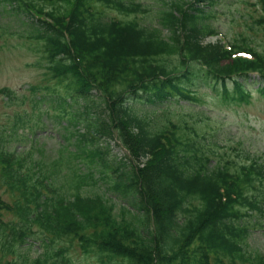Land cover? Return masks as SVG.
<instances>
[{"label":"trees","instance_id":"trees-1","mask_svg":"<svg viewBox=\"0 0 264 264\" xmlns=\"http://www.w3.org/2000/svg\"><path fill=\"white\" fill-rule=\"evenodd\" d=\"M15 1L18 14L47 16L48 22L40 18L32 25L30 37L51 78L58 84L67 76L74 80L68 122L87 129L75 131L76 146L100 176L73 173V193L66 195L46 177L25 172L23 179L14 169L10 187L18 193L8 205L0 202V214L15 216L0 219V249L10 254L30 239L44 251L30 259L19 250L6 264H65L64 252L74 241L82 253L96 256L97 264H264V256L247 249L246 242L250 227L264 223L261 155L235 147L233 155L204 150L198 136L190 139L168 119L162 123L165 111L146 114L127 103L140 92L151 103L194 100L183 83L194 76L222 86L225 97L248 98V73H257L264 83V0L245 1L256 6L247 13V24L262 36L261 50L248 36L236 38L229 48L203 41L216 32L206 22L215 0H170L159 11L158 26L135 19L149 9L134 0ZM111 10L119 17L109 16ZM237 51L251 58L232 56ZM259 90L264 93V86ZM100 107L106 113L103 130L90 119V111ZM90 130L116 137L129 151V168L111 176L107 150ZM23 160L13 163L16 169ZM95 178H107L106 190L130 197L132 209L121 205L116 211L104 193L82 195L81 187ZM24 182L27 187L17 189Z\"/></svg>","mask_w":264,"mask_h":264},{"label":"rangeland","instance_id":"rangeland-1","mask_svg":"<svg viewBox=\"0 0 264 264\" xmlns=\"http://www.w3.org/2000/svg\"><path fill=\"white\" fill-rule=\"evenodd\" d=\"M137 1L149 9L145 14L137 17L138 21L143 25L154 26L159 24V11L165 8V3L170 0ZM245 1L254 2V0H215V4L210 9L211 15L206 22L216 33L208 35L204 41L215 42L221 38L226 42L228 40L233 42L238 37L248 36L252 44L261 50L262 36L253 32L247 24L249 23L247 13L256 9V6ZM9 9V5H5L0 0V88L8 87L14 92L11 99L0 95V136H3L2 141L8 142L7 146L5 145L6 150L25 156L26 169L27 166L32 165L29 161L31 157V160L38 164L31 169L40 172L41 176H47L49 179L47 181L58 188L65 189L70 186L69 179L65 177L77 167V160H79L77 170L90 171L94 177H99L100 173L96 170L95 164L85 163L87 157L85 158L84 153L73 147L75 142H72L76 138V133L74 126L67 124L69 114H63L57 104L56 96L49 93L51 89L59 91L62 89L53 87L46 89V86L54 82L49 81L43 68H35L31 65L34 61L33 56L19 43L25 35L26 25L21 23V18ZM110 15L116 14L110 12ZM163 33L168 35L169 31L165 29ZM25 45L27 46L26 43ZM183 83L191 89L194 100L176 97L150 103L142 97L140 100L133 99V104L145 111L161 108L166 113L161 120L162 123H166L165 120L168 119L186 132L190 139L198 136L204 150L210 148L218 153L227 151L233 155L231 148L235 147L245 149L251 154L261 155L264 159V93L258 89L256 82L249 83V79H246L249 95L245 99L225 97L222 86L201 76L191 77L189 81ZM226 86L232 94V83L229 81ZM58 115L63 116L62 120ZM78 129L83 132L84 127L78 126ZM116 143L115 139L99 141V146L107 150L104 156L112 166L108 170L111 176L118 174L122 168L129 167L126 151ZM77 155L80 156L78 159ZM121 161L125 164L120 165ZM94 180L92 182L88 179L87 184H84L79 192L82 195L104 193L109 202L116 204V211L121 205L127 204L130 208L131 204L128 201L130 197L124 200L113 195L112 191L106 190L107 178ZM0 191L5 200H11L10 191L4 190L3 187ZM3 214H5L3 218L14 216L12 212ZM246 242L247 249L264 253V223L250 227ZM29 243V245L25 243L22 248L27 251L28 258L33 259L44 251L38 241ZM18 250L19 247H16L15 253L7 254L5 258L16 257ZM64 255L67 258L65 264H97L96 256L82 253L75 241L72 246H68ZM48 261H52L51 258Z\"/></svg>","mask_w":264,"mask_h":264}]
</instances>
